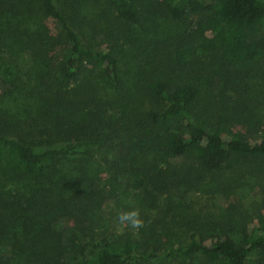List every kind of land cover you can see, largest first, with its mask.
<instances>
[{"label": "trees", "instance_id": "trees-1", "mask_svg": "<svg viewBox=\"0 0 264 264\" xmlns=\"http://www.w3.org/2000/svg\"><path fill=\"white\" fill-rule=\"evenodd\" d=\"M159 16L182 29L154 36ZM125 58L137 80L124 94ZM252 64L264 67V0H0V264H248L253 254L264 264V214L251 233L237 204L171 221L159 211L181 177L187 192L208 181L223 198L247 175L264 183V84ZM195 70L228 79L218 111L185 78ZM68 159L81 174L98 160L103 177L62 176ZM22 179L47 181L11 187ZM129 206L150 225L109 227L104 209L116 218Z\"/></svg>", "mask_w": 264, "mask_h": 264}, {"label": "rangeland", "instance_id": "rangeland-1", "mask_svg": "<svg viewBox=\"0 0 264 264\" xmlns=\"http://www.w3.org/2000/svg\"><path fill=\"white\" fill-rule=\"evenodd\" d=\"M153 1L155 6L159 5L162 0H145V2ZM158 18L157 26H154L155 30H152L154 36L156 37H165L171 34H175L179 32L182 27L175 23L174 21L161 17ZM147 25V23H146ZM149 25V24H148ZM153 23L150 22V26ZM145 30L141 27L132 28L129 32V36H139L140 32H144ZM125 62H130V64H125L122 66V89L125 94L132 88H135L133 84L134 80H137L136 76V64L135 62L130 61V58H125ZM248 73L252 76H255V79H252V82L255 80H259L264 84V67H260L258 65H246L244 67ZM186 79L190 82L196 84L200 88V101L204 107H207L211 113L217 110V108L224 106L225 95L224 93L230 90V87L227 86V78H224L219 73L215 74L212 72H208V70H204L203 72H199L198 70L184 73ZM264 89V88H263ZM5 90V85L0 80V98L3 97V93ZM112 93V91H111ZM130 98V94L125 95ZM264 104V99H259ZM147 102V101H146ZM206 104V105H205ZM218 111V110H217ZM232 134L240 135L247 140H251L254 137V129H251L247 124H238L233 123L231 126ZM99 153V151H98ZM65 164L62 167L61 175L64 177H70L72 175L81 174L78 173V168L75 165L78 164L74 159H68L64 161ZM87 167H84L83 177H89L93 182H97L100 177H103L102 174L104 170H102L101 165L98 160L94 159L91 162L85 161ZM152 175V174H151ZM148 176L143 178V181L152 180L153 183H149L150 189L153 191L151 195V199L157 200L159 196H157L158 189H154V184L158 181L153 179L152 176ZM46 181L44 183L34 182L29 179L16 180L14 183H11L12 188H17L21 192H25L29 190V187L32 185H40L45 186ZM186 177L179 178L178 183L175 182L173 185H169V189L166 191L167 195L160 194V205L161 209H159L160 214H165L166 217H163L164 221H171V217L175 214L183 213L186 210V213L196 214L199 213L203 216L207 215H218L221 209L228 207L230 203L237 204L240 208V211L250 219L252 223L249 227V231L252 233L253 225L256 224L257 218L259 215L264 214V183L261 179H255V177L251 175H247L245 178L244 185L240 187L235 194L230 197L223 198L220 196H215L209 193V184L204 182L199 186V193L187 192L186 185ZM150 199V200H151ZM185 203V207L183 208V204ZM187 203L193 205V209H187ZM220 208V209H219ZM222 211V210H221ZM113 213L109 208H105L103 211V215L105 218V222L109 223V227H115V217L112 215ZM119 230H123L124 227H119ZM256 259L255 254L250 256L248 260V264H255L254 260Z\"/></svg>", "mask_w": 264, "mask_h": 264}, {"label": "clouds", "instance_id": "clouds-1", "mask_svg": "<svg viewBox=\"0 0 264 264\" xmlns=\"http://www.w3.org/2000/svg\"><path fill=\"white\" fill-rule=\"evenodd\" d=\"M146 214L137 206H129L126 209H121L115 218V224L119 227L129 228L133 232H138L141 229L148 227L151 219L145 218Z\"/></svg>", "mask_w": 264, "mask_h": 264}]
</instances>
